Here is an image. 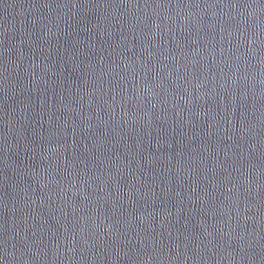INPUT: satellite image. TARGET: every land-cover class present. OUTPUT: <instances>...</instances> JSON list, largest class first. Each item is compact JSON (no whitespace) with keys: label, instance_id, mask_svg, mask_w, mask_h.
Masks as SVG:
<instances>
[{"label":"water","instance_id":"water-1","mask_svg":"<svg viewBox=\"0 0 264 264\" xmlns=\"http://www.w3.org/2000/svg\"><path fill=\"white\" fill-rule=\"evenodd\" d=\"M0 264H264V0H0Z\"/></svg>","mask_w":264,"mask_h":264}]
</instances>
